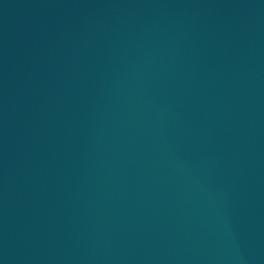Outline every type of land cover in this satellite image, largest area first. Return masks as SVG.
<instances>
[{"label":"water","instance_id":"water-1","mask_svg":"<svg viewBox=\"0 0 264 264\" xmlns=\"http://www.w3.org/2000/svg\"><path fill=\"white\" fill-rule=\"evenodd\" d=\"M0 264H264V0H0Z\"/></svg>","mask_w":264,"mask_h":264}]
</instances>
